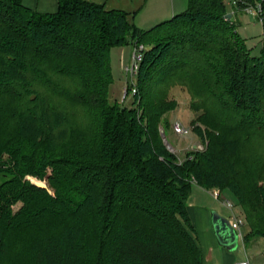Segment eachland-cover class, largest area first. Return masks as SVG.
<instances>
[{
    "label": "trees",
    "instance_id": "obj_1",
    "mask_svg": "<svg viewBox=\"0 0 264 264\" xmlns=\"http://www.w3.org/2000/svg\"><path fill=\"white\" fill-rule=\"evenodd\" d=\"M258 1L233 6L242 11ZM128 43L144 50L137 93L121 105L108 99V61L112 48ZM262 44L253 55L222 0H188L185 11L145 31L128 13L86 0H57L54 13L0 0V124L15 123L20 151L41 155L51 174L37 177L55 190L51 196L24 179L14 162L0 168V264L12 234L52 216L86 213L95 215L93 247L80 224L65 223L26 241L27 264H202L190 235L193 184L227 191L250 227L245 241L264 237V184H254L255 209L247 208L230 160L264 134ZM191 75L204 89L192 107L201 111L206 132H195L207 146L178 164L158 128L171 105L154 96ZM48 96L82 108L81 119L72 125L63 109L49 108ZM248 160L264 172L261 156ZM35 198L43 207L14 212Z\"/></svg>",
    "mask_w": 264,
    "mask_h": 264
},
{
    "label": "rangeland",
    "instance_id": "obj_2",
    "mask_svg": "<svg viewBox=\"0 0 264 264\" xmlns=\"http://www.w3.org/2000/svg\"><path fill=\"white\" fill-rule=\"evenodd\" d=\"M263 2V0H260L255 2V4L257 5L260 3L264 7ZM224 5L228 11L226 15L231 16L234 11L238 12V14L231 19L235 24L237 33L245 41L246 46L251 49L253 55H260L264 40V26L256 18L255 7L250 6L245 10L237 11V9L234 10L233 0H224ZM146 30H149V28ZM128 48L132 49V45L129 43L124 46L112 48L108 61L112 81L108 90V99L110 102H123L124 105H129L132 101L131 95H128L125 101L122 99L123 88L127 87L128 83L127 77L123 74L121 68L130 62V58L128 60L129 56L125 62L123 58L127 54ZM48 72H50V69H47L46 73ZM56 80L63 87H70L67 81L61 78ZM180 80L182 79L180 78ZM184 81L181 82L174 80L169 86L162 87L159 94L156 93L155 96L152 95V97L154 96L159 103L162 101L171 105V109L165 112L160 118L158 128L159 131H164L166 143L169 145V149L167 150L173 155L178 164L182 163L187 158L193 157L189 153L193 151L194 144L200 145L202 151L205 150L207 146V143L201 140L195 132L196 128L206 132L205 125L197 120L201 111L195 110L192 107L193 103L204 97L202 96L204 89L200 80L193 77V75H191V79H187V83L186 80ZM123 103H121V105ZM48 105L49 108L63 109L69 120H71L72 125L81 119L84 112L82 111V108L75 106L66 100L59 99L58 97L48 96ZM175 121L180 122L184 127L190 130V135L188 137H178L172 132L171 125ZM160 139L164 144L161 135ZM18 140L15 123L13 121L9 119L0 124V168L4 165H12L14 162L19 166L18 169L20 171L23 169L26 171L24 172V179L35 185L46 186L52 196L55 190L51 186H48L46 182L38 178V175L42 177L43 175L51 174V169L42 163L43 158L41 155L34 154L31 149L25 147L20 151ZM256 155H259L264 159V134H259L254 137L251 145L244 144L243 151L230 159L231 161H235L236 170L240 173V177H238L237 180L242 184V187L245 190L247 201L249 203H247V208L252 209H255L253 186L256 183L264 184V172L262 171V168L259 167L260 165H250L248 160ZM24 206L29 210L39 209L43 207V201L39 198H35L32 199L27 206L26 204L18 203L13 207L14 212L19 211ZM234 212L242 220L245 219V216L240 209L234 207ZM94 216L93 213H86L80 217L73 218L66 215H57L56 217L52 216L42 222H38L19 230V232L12 234L8 238L9 254L7 260L4 261L3 264H27V240L39 236L53 228H60L65 223L70 222H76L81 225L82 229L85 231L86 245H88V247H93L96 238Z\"/></svg>",
    "mask_w": 264,
    "mask_h": 264
},
{
    "label": "crops",
    "instance_id": "obj_3",
    "mask_svg": "<svg viewBox=\"0 0 264 264\" xmlns=\"http://www.w3.org/2000/svg\"><path fill=\"white\" fill-rule=\"evenodd\" d=\"M86 1L102 5L106 10H122L128 13L129 22L141 30L151 29L155 25L171 19L174 15L185 11L188 6V0ZM222 1L224 3V0ZM22 4L26 8L39 13H54L57 11V0H22ZM227 12L226 10V14ZM237 14L238 12L234 11L230 19ZM131 53L132 49L128 48L127 54L123 57L124 62L128 56V60L131 58ZM220 193L221 198H227L233 202L227 191H221ZM187 206L193 227L190 235L200 251L202 264H235L243 260H248L251 264H264V237L245 241V236L250 232V227L245 223L240 229L242 236H238V247L235 251L229 252L218 243L211 223L212 212H217L228 220L230 213L221 204V201L213 198L211 190H205L193 184Z\"/></svg>",
    "mask_w": 264,
    "mask_h": 264
},
{
    "label": "built area",
    "instance_id": "obj_4",
    "mask_svg": "<svg viewBox=\"0 0 264 264\" xmlns=\"http://www.w3.org/2000/svg\"><path fill=\"white\" fill-rule=\"evenodd\" d=\"M250 7V6H249ZM248 7V8H249ZM256 10V18L260 23H263V14L264 9L262 8V4L258 3L255 4ZM247 9V8H246ZM144 50L143 45H134L132 47V53L130 62L127 65L122 66V72L127 77L128 86L123 88L122 91V99L123 101L126 100L128 95L134 96L137 93L136 88V75L139 68V63L142 57V51ZM172 132L178 137H188L190 135V130L184 127L180 122L175 121L171 125ZM211 194L214 199L221 201V204L229 211L230 217L229 221L233 230L236 231L238 236H242L240 231L241 227L244 225V222L241 218H239L234 212V205L230 199L221 198V193L217 189L211 190ZM235 264H251L248 260L239 261Z\"/></svg>",
    "mask_w": 264,
    "mask_h": 264
},
{
    "label": "water",
    "instance_id": "obj_5",
    "mask_svg": "<svg viewBox=\"0 0 264 264\" xmlns=\"http://www.w3.org/2000/svg\"><path fill=\"white\" fill-rule=\"evenodd\" d=\"M230 18V15H226V19ZM160 135L164 141V145L169 149V145L165 140L164 131H160ZM193 150H201L200 145L194 144ZM211 223L218 243L229 252L235 251L238 247V235L236 231L232 229L230 221L219 213L212 212Z\"/></svg>",
    "mask_w": 264,
    "mask_h": 264
}]
</instances>
